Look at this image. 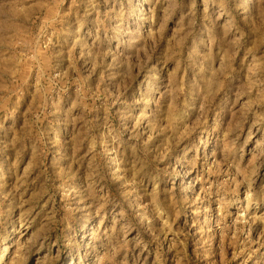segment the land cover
Returning <instances> with one entry per match:
<instances>
[{"label":"rangeland","instance_id":"1","mask_svg":"<svg viewBox=\"0 0 264 264\" xmlns=\"http://www.w3.org/2000/svg\"><path fill=\"white\" fill-rule=\"evenodd\" d=\"M0 264H264V0H0Z\"/></svg>","mask_w":264,"mask_h":264}]
</instances>
